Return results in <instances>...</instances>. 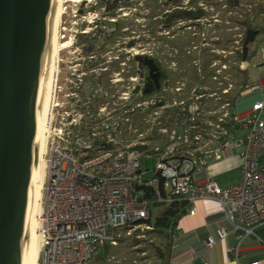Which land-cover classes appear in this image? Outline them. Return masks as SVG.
Returning <instances> with one entry per match:
<instances>
[{"label":"built area","instance_id":"2783aa9c","mask_svg":"<svg viewBox=\"0 0 264 264\" xmlns=\"http://www.w3.org/2000/svg\"><path fill=\"white\" fill-rule=\"evenodd\" d=\"M89 75L85 70L76 74L79 81L85 79L81 87L70 84V80L68 86L58 83L55 87L46 132L43 208L38 215L41 264H87L98 247L115 244L122 230L129 233L140 226L151 228L143 221L152 218L155 207L169 205L175 199L189 203L187 214L195 212V201L213 200L232 224L238 242L246 236L262 242L259 231L264 225V97L255 101L241 120L234 116L232 119L228 111L229 120L239 121L242 133L223 132L227 137L203 159L191 155L189 151L193 150L185 135H181L188 133L187 123L178 124V117L166 121L169 126L159 128L157 134L167 142L162 150L154 148L161 157L157 158L152 175L145 177L146 169L139 161L141 150L112 148L118 144L121 122L127 119L109 111L110 104L133 112L144 101L129 102L125 99L127 93L122 92L118 96L121 100L115 102L118 92L105 87L98 73L91 80ZM78 92V101L64 102V96L73 100ZM57 93L62 96L60 100ZM102 100L105 104L94 111L93 104ZM195 140L198 142L200 136ZM228 146L239 149V183L222 188L214 179L196 182L193 173L205 164V158L218 159L221 150ZM194 150L201 153V146ZM218 235L225 237L226 230L219 229ZM214 242L213 237L207 238L208 246ZM229 255L236 259L237 249H231ZM261 263L254 260L247 264ZM186 264L196 263L192 259Z\"/></svg>","mask_w":264,"mask_h":264},{"label":"rangeland","instance_id":"374dc122","mask_svg":"<svg viewBox=\"0 0 264 264\" xmlns=\"http://www.w3.org/2000/svg\"><path fill=\"white\" fill-rule=\"evenodd\" d=\"M89 1L88 4H91L95 0ZM81 2L82 0H66L64 6L62 5L65 10L58 25L57 40L61 44L63 42L66 46L59 52L56 84L60 83L63 86H68V80H70V84L76 83L81 87L85 79L82 78L79 81L76 74L85 70L91 74L87 76L88 80H91V77L96 76L98 73L105 87L115 89L118 92L113 98L115 102L121 100V97L118 96H121L122 92L127 93L125 99L129 102L144 101L140 108H136L133 112H126L127 107L119 108L116 105L109 104L111 113H114L116 117L123 116L124 119H127V121L121 122V125L123 124L121 132L119 137L117 133L116 138L118 144L112 148L135 147V149L141 150L143 153L140 154L139 161L141 167L146 169L144 176H151L157 158L160 159L161 157V152H155L154 148L157 147L162 150L167 142V140L158 136L157 131L166 125V121L171 119L170 114H168V107L173 106L174 103H178L180 100H188L191 111H188L186 116L179 114L178 116H172V118L178 117L176 118L179 121L178 124L187 123L188 133L182 132L181 135H185L187 144L189 143L190 148L193 150L189 152L194 158L203 159L210 149H213L214 146L227 137L231 130L227 129V122L230 120L226 102L235 95L239 88L238 82L242 79V74L237 71V67L243 69L248 65V62H239L236 59V51L241 47L239 38L241 37L242 28L239 22L245 19L246 13L251 12L250 19L253 25L255 27L262 25L263 13L259 14L254 10L259 11L260 5H264V0H193L189 3V7L201 11L199 20L176 22L173 27L165 29L169 32V35L151 32L152 27L157 31L161 29L157 28L158 22L154 23L148 17L150 14L140 19L139 22L135 21L134 17H130V14L137 13L135 10L138 8L147 13L146 7H149L150 3L132 4L130 6V8L132 7L131 13L123 16L128 19L123 21L126 22L124 25L136 30L133 36H137V42L133 45V49L126 47L125 50H130L131 53L155 51V55L156 52H161L157 55V61L159 67L165 73L160 82V90L155 94L152 93L153 89H151L145 95L142 94V97L138 100H135L136 97L130 92L135 85L142 88L146 68H141L140 72L144 75L139 78L135 73L137 64L131 56L129 59L124 56H120V59H113L112 56L110 58L101 56L96 61L91 62L85 52L88 41L85 39L79 42L76 41L78 32L85 30L87 23L96 18V12L87 13L85 21L81 22L83 20L82 16L77 12ZM84 7L86 5H83ZM130 8H125L123 12L129 11ZM160 21H162V18H160ZM86 30L89 31V27ZM152 37L156 38L152 39ZM126 39L122 41L125 42ZM117 47L121 46L118 45ZM117 47H114V49ZM103 49L102 47L100 51ZM125 50L120 51L119 54L124 55ZM115 55L118 54L115 53ZM119 62L123 64L121 63L118 66L117 63ZM121 69L124 70V74H122ZM118 70L120 74H117ZM252 70L253 68L250 67V71ZM121 78H124V80ZM176 88L178 89L176 90ZM110 92L114 93L113 91ZM57 97L59 100L62 98L58 93ZM64 97V102L68 100L74 103L79 100L80 93L78 92L77 97L73 100ZM104 104L105 100L94 103V111H97ZM234 118L236 119V113H234ZM100 119L103 118L100 117ZM232 123L239 126L237 120ZM121 125H119V128ZM217 125H219V128ZM166 126H169V123ZM240 131L242 129L239 128L237 133ZM231 133L239 135L236 131ZM196 136H200L198 142L195 140ZM198 146H201V153L194 150ZM209 157L213 156H208L205 159L207 160ZM45 180L46 166L43 185ZM156 209V207L153 209L152 220L155 218ZM151 230V228L145 226L131 229L129 233L122 230L121 236L115 244L105 243L106 248H104V245L98 247L87 264H161L157 247L164 249V239L159 238ZM40 251L41 248L38 243L37 264L42 263V253Z\"/></svg>","mask_w":264,"mask_h":264},{"label":"water","instance_id":"95a60500","mask_svg":"<svg viewBox=\"0 0 264 264\" xmlns=\"http://www.w3.org/2000/svg\"><path fill=\"white\" fill-rule=\"evenodd\" d=\"M55 0H0V264H31L29 195Z\"/></svg>","mask_w":264,"mask_h":264},{"label":"crops","instance_id":"0c3cea01","mask_svg":"<svg viewBox=\"0 0 264 264\" xmlns=\"http://www.w3.org/2000/svg\"><path fill=\"white\" fill-rule=\"evenodd\" d=\"M243 68L248 71L249 81L258 86L243 90L236 98L235 113L238 120L246 117L252 104L264 97V41L253 61ZM240 163L239 149L228 146L221 150L218 159L207 158L205 164L193 173V178L198 183L214 179L220 187L227 188L239 183ZM194 206V213L183 214L177 221L168 264H186L192 259L196 264H247L254 260L264 264V243L253 236L243 237L238 242L232 224L217 202L200 199L194 202ZM219 229L226 230L225 237H219ZM209 236L215 241L212 246L207 244ZM231 249H237L236 259L229 255Z\"/></svg>","mask_w":264,"mask_h":264},{"label":"flooded vegetation","instance_id":"af4514ba","mask_svg":"<svg viewBox=\"0 0 264 264\" xmlns=\"http://www.w3.org/2000/svg\"><path fill=\"white\" fill-rule=\"evenodd\" d=\"M192 1L193 0H95L93 3L88 4V2H90L89 0H82L81 4L77 8L78 14L82 16L83 19L81 22L85 21V15L87 13L96 12V18L91 19L87 23L86 29L89 27L91 31H87L86 29L80 30L78 32V37H76V41L78 40L79 42L84 39L88 41V46L86 47L85 52L88 54L87 57L91 62L96 61L97 58L101 56H108V58L112 56L113 59H120V56H124L129 59L131 56L137 64L135 73L139 76V78L141 75H144L140 72L141 68H146L147 71L144 75L142 88H140L139 85H135L130 93L136 97L135 100L140 99L142 94L145 95L151 89H153L152 93L156 94L160 90V82L165 76V73L161 70L157 61V55L161 54V52H156L155 55V51H149L148 53L144 51H137L131 53L130 50H125L126 47H131L133 49V45L137 42V36H133V33L136 31L135 29L124 25L126 22L123 20H127L128 18L123 16H127L131 13L132 7L130 8V6L132 4L137 5V3L141 4L148 2L150 5L149 7H146L147 13L142 12L140 8H138L135 10L137 13L130 14V17H134V20L139 22L140 19H143L150 14L148 17H150L154 23L158 22L159 25L157 28L161 29L157 31L156 29H153L154 27H152L151 32L158 34L166 33L169 35V32L165 31V29L173 27L176 22L181 23L184 20H199L201 11L189 7V3ZM83 5H86V7L83 8ZM125 8L130 9H128L129 11L123 12ZM189 14H191V16H189ZM160 18H162V21H160ZM125 38H127V41H122L125 40ZM155 38L156 37H152V39ZM118 45L121 47H117ZM102 47L104 49L100 51ZM114 47L117 48L114 49ZM123 50H125L124 55H120L119 52ZM115 53L118 55H115ZM121 63L122 62L117 63L118 66L121 65ZM121 71L122 74H124V70L121 69ZM117 74H120L119 70ZM122 80H124V78ZM177 89L178 88H176V90ZM190 108L191 106L189 105L188 100H180L178 103H174L173 106L168 107V114H170L171 118L172 116H178L179 114L186 116Z\"/></svg>","mask_w":264,"mask_h":264},{"label":"bare ground","instance_id":"6f19581e","mask_svg":"<svg viewBox=\"0 0 264 264\" xmlns=\"http://www.w3.org/2000/svg\"><path fill=\"white\" fill-rule=\"evenodd\" d=\"M65 2L66 0H55V11L49 44V57L42 84V92L39 97V109L35 131V154L29 195L30 217L28 221V243L31 251V264H37L38 243L40 244L38 215L42 209L43 182L46 166L44 160L47 137L46 132L49 129L52 116V106L58 74V56L61 49L66 46L63 42L61 44V42L59 43L57 40L58 25L60 23L61 15L65 10L63 7Z\"/></svg>","mask_w":264,"mask_h":264},{"label":"trees","instance_id":"16d2710c","mask_svg":"<svg viewBox=\"0 0 264 264\" xmlns=\"http://www.w3.org/2000/svg\"><path fill=\"white\" fill-rule=\"evenodd\" d=\"M262 5H260L259 11L255 9L254 12H259V14L263 13L264 15V5ZM251 14V12L246 13L245 19H242L239 22V25L242 28L241 37L239 38L241 47L236 51V59L239 62L251 63L259 50L261 42L264 41V19L262 25L255 27L250 19ZM189 16H191V14H189ZM237 71L242 74V79L238 82L239 88L234 96L230 97L228 101L226 100V103L228 104L229 116L232 119L235 113L236 98L243 90L258 86L257 83L249 81L248 71L246 69H240L237 67ZM227 124V129L231 130V132H238L240 128L238 124L233 125L232 120L228 121ZM188 207L189 203L187 201L175 199L169 205L158 208L153 220L149 219L143 221L151 226V231L156 233L159 238L164 239V249L157 247L158 258L161 260V264H168L170 244L176 234L177 221L183 214H186ZM259 232L261 240L264 242V228ZM104 248H106V245H104Z\"/></svg>","mask_w":264,"mask_h":264}]
</instances>
